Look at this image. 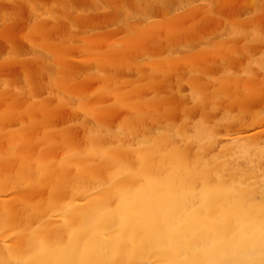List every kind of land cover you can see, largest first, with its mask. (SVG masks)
Segmentation results:
<instances>
[{"label": "bare ground", "instance_id": "bare-ground-1", "mask_svg": "<svg viewBox=\"0 0 264 264\" xmlns=\"http://www.w3.org/2000/svg\"><path fill=\"white\" fill-rule=\"evenodd\" d=\"M0 264H264V0H0Z\"/></svg>", "mask_w": 264, "mask_h": 264}, {"label": "rangeland", "instance_id": "rangeland-1", "mask_svg": "<svg viewBox=\"0 0 264 264\" xmlns=\"http://www.w3.org/2000/svg\"><path fill=\"white\" fill-rule=\"evenodd\" d=\"M13 171H14V169H13V168H11V170H10V171H8V172H9V174H11Z\"/></svg>", "mask_w": 264, "mask_h": 264}]
</instances>
